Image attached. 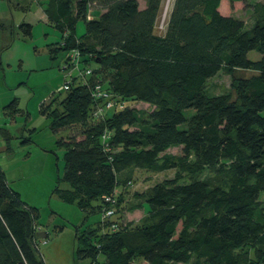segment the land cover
Masks as SVG:
<instances>
[{"label":"trees","instance_id":"1","mask_svg":"<svg viewBox=\"0 0 264 264\" xmlns=\"http://www.w3.org/2000/svg\"><path fill=\"white\" fill-rule=\"evenodd\" d=\"M243 1L169 0L158 31L166 0H145L143 7L138 0H37L60 33L47 44L50 55L65 51L66 61L77 49L92 70L72 80L49 115L53 130L83 125L58 141L68 187L53 190L84 217L99 214L96 223L75 229V258L264 264V0L253 4L257 18L249 27L232 14ZM18 27L31 35V23ZM250 50L260 57L249 59ZM219 71L231 75L233 93L206 91ZM96 84L125 107L93 115L102 102L92 94ZM138 101L151 109L128 106ZM185 109L193 112L185 116ZM177 146L179 154L167 152ZM131 167L175 174L135 191L147 213L126 224L117 192ZM205 171L220 181L201 177ZM108 195L114 204L104 200ZM107 207L113 214L103 221ZM38 216L0 168V264H46L37 247Z\"/></svg>","mask_w":264,"mask_h":264},{"label":"rangeland","instance_id":"2","mask_svg":"<svg viewBox=\"0 0 264 264\" xmlns=\"http://www.w3.org/2000/svg\"><path fill=\"white\" fill-rule=\"evenodd\" d=\"M138 1L140 7L145 5V0ZM260 1L263 0H244L242 6L237 7L232 14L241 18L249 27L257 18L253 4ZM15 2L0 0V168L8 185L29 206L38 210L37 247L45 263L90 264L88 257H74L77 246L74 234L76 228L96 223L99 214L92 213L84 217V212L76 204L65 202L53 191L56 185L59 189L68 187L61 180L64 149L58 145V141L83 126L77 124L56 130L51 128L50 111L58 106V99L65 93L62 86L69 79L68 71L64 69L66 52L60 51L56 57L50 55L47 44L59 40L60 33L55 26L41 19L37 0H28L30 8L26 12L18 9ZM168 2L166 0L158 18V31L163 30ZM93 12L95 15L98 11ZM21 21L32 24L30 36L21 33L18 27ZM80 31H83L82 21L76 27V32ZM247 57L254 60L260 54L250 50ZM90 66L95 67L96 64L90 63ZM239 72L244 75L250 73ZM231 81L230 74L219 71L207 80L205 88L210 95L231 94ZM128 106L141 110L151 109V105L140 101L130 102ZM192 112V109L183 111L185 116ZM107 113H112V110ZM167 152L179 154L180 147H171ZM124 173V181L127 182L118 187L117 195H122L118 214L121 215L119 219L127 224L140 221L147 213V205L135 196V191H144L156 182L173 177L175 169L150 171L131 167L128 171L124 170ZM213 176L208 171L201 175L220 181ZM259 199L264 204V192ZM104 259L102 254L98 255V263L101 264ZM135 264L146 263L138 259Z\"/></svg>","mask_w":264,"mask_h":264},{"label":"built area","instance_id":"3","mask_svg":"<svg viewBox=\"0 0 264 264\" xmlns=\"http://www.w3.org/2000/svg\"><path fill=\"white\" fill-rule=\"evenodd\" d=\"M62 44V42H61ZM64 69L68 71L69 79L65 81L62 88L64 90L69 89L70 84L73 79H82L85 80L87 76L92 73L90 67H86L83 64L82 56L80 55L79 50L73 49L67 55V60L64 62ZM75 71L76 73H73ZM92 94L96 98H101V104H98L93 112V115L96 117L102 116L104 113L108 112V110H121L125 107L126 103L116 97H113L111 92L102 88L99 84L94 86ZM103 138L107 137V134L104 133L102 135ZM104 200L109 202L110 205L114 204L113 196H105ZM113 214V209L111 207H107L101 213V219L103 221L107 220ZM112 228H116L117 224L112 223Z\"/></svg>","mask_w":264,"mask_h":264},{"label":"crops","instance_id":"4","mask_svg":"<svg viewBox=\"0 0 264 264\" xmlns=\"http://www.w3.org/2000/svg\"><path fill=\"white\" fill-rule=\"evenodd\" d=\"M14 1H16L15 3H16V7L18 8V9H21V11L22 12H26V11H28V9L30 8V5L27 3L28 2V0H14ZM24 1V2H23ZM22 2V3H21ZM24 3V4H23ZM38 4V7H39V9H40V11H41V15H42V20H44L47 24L49 23L50 24V22L48 21V17H47V15H46V13H45V11H44V5L43 4H41V5H39V3H37ZM30 23V22H29ZM51 26H53V25H51ZM54 27V26H53ZM76 27H77V25H76ZM81 32H83V31H80L79 33H81ZM78 33V34H79ZM58 41V40H57Z\"/></svg>","mask_w":264,"mask_h":264},{"label":"bare ground","instance_id":"5","mask_svg":"<svg viewBox=\"0 0 264 264\" xmlns=\"http://www.w3.org/2000/svg\"><path fill=\"white\" fill-rule=\"evenodd\" d=\"M169 1V0H168Z\"/></svg>","mask_w":264,"mask_h":264}]
</instances>
